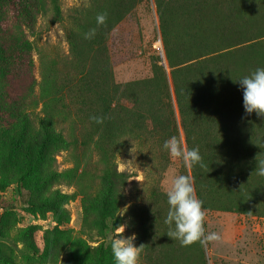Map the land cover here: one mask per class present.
I'll use <instances>...</instances> for the list:
<instances>
[{
  "label": "trees",
  "instance_id": "16d2710c",
  "mask_svg": "<svg viewBox=\"0 0 264 264\" xmlns=\"http://www.w3.org/2000/svg\"><path fill=\"white\" fill-rule=\"evenodd\" d=\"M144 1L89 0L70 8L68 56L38 62L32 55L38 18L49 11L52 21H61L60 0H0V190L16 184L18 197L35 193L38 185L27 187L34 173L42 175L39 187H75L37 203L66 223L63 204L81 199V236L56 231L55 239L68 242L61 264H116L104 239L126 222L141 245L138 264H208L204 244L182 246L167 235L161 180L171 157L162 145L172 136L200 150L203 166L187 168L178 159V175L193 179L204 211L264 217V176L258 174L264 116L245 112L242 89L233 82L264 67V0H151L164 59L151 56L148 77L117 82L108 40ZM101 13L107 19L98 25ZM91 29L96 35L85 38ZM129 150L143 169L144 186L129 215L121 216L135 174L120 170L117 158ZM62 151L74 164L58 169L54 159ZM44 241L51 247L52 239ZM7 263L0 255V264Z\"/></svg>",
  "mask_w": 264,
  "mask_h": 264
},
{
  "label": "rangeland",
  "instance_id": "374dc122",
  "mask_svg": "<svg viewBox=\"0 0 264 264\" xmlns=\"http://www.w3.org/2000/svg\"><path fill=\"white\" fill-rule=\"evenodd\" d=\"M89 0H60L64 18L52 21L48 11L38 18L32 55L39 62L41 58H64L68 56V44L65 31L69 27L66 14L70 8L87 5ZM15 11L17 7L14 5ZM114 77L117 82H126L151 75V56L161 55L162 44L157 29L154 4L151 0L137 5L112 31L108 40ZM163 64V62H162ZM23 70H21L22 72ZM81 154L82 150H77ZM91 162H95L93 151L87 152ZM133 151H125L117 158L118 168L135 174L129 179L124 190L120 212L129 215L130 206L141 199L144 186L143 169L136 162ZM54 166L58 169L74 164L69 151L55 155ZM179 160L171 157V164L161 180L164 191L178 175ZM41 173H34L27 178V187L38 185L35 193L25 191L24 197H18L17 185L10 184L0 190V255L5 256L7 264H61L67 241L55 239L57 230L71 229L73 237L81 236L80 228L83 209L79 196L66 201L63 207L69 212V221L63 222L46 208L37 205L42 196L55 190L71 193L75 187L52 182L41 185ZM2 202H10L7 209ZM204 227L206 233L216 232L220 240L204 244L208 264H264V217L245 216L233 212L205 210ZM122 233L127 237L134 229L126 222ZM122 227V226H121ZM120 227L115 231H119ZM114 233H109L104 241L110 242ZM52 239V245L45 248L44 239ZM97 243L89 242L90 246Z\"/></svg>",
  "mask_w": 264,
  "mask_h": 264
},
{
  "label": "clouds",
  "instance_id": "9594fccd",
  "mask_svg": "<svg viewBox=\"0 0 264 264\" xmlns=\"http://www.w3.org/2000/svg\"><path fill=\"white\" fill-rule=\"evenodd\" d=\"M107 13L97 15V24H104ZM96 35V30L91 29L85 34V38L91 39ZM239 84L243 93V107L247 114L253 112L257 116H264V67H258L249 74L233 80ZM90 119L97 124H102L103 119L92 116ZM162 148L168 152L170 157L182 160L187 168L195 165L203 166L202 156L198 147L188 148L183 141L176 136L165 140ZM258 174L264 176V160L259 162ZM193 179L187 175H177L173 178L171 186L166 191L167 203L169 205L164 223L169 227L167 235L178 240L182 246H190L199 242L206 244L210 241L220 240V235L216 232L206 233L205 211L203 202L194 194ZM126 209H122L118 214L123 216ZM119 231L115 232L111 238V251L116 264H138L141 252V245L135 246V234L127 237L122 233L125 224H121Z\"/></svg>",
  "mask_w": 264,
  "mask_h": 264
},
{
  "label": "water",
  "instance_id": "95a60500",
  "mask_svg": "<svg viewBox=\"0 0 264 264\" xmlns=\"http://www.w3.org/2000/svg\"><path fill=\"white\" fill-rule=\"evenodd\" d=\"M161 55H162V58L164 59L163 49H162ZM163 64L165 65V61L164 60H163Z\"/></svg>",
  "mask_w": 264,
  "mask_h": 264
}]
</instances>
